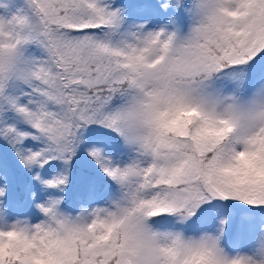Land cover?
<instances>
[{
    "label": "snow or ice",
    "instance_id": "obj_1",
    "mask_svg": "<svg viewBox=\"0 0 264 264\" xmlns=\"http://www.w3.org/2000/svg\"><path fill=\"white\" fill-rule=\"evenodd\" d=\"M0 148V264H264V0H7Z\"/></svg>",
    "mask_w": 264,
    "mask_h": 264
},
{
    "label": "trees",
    "instance_id": "obj_2",
    "mask_svg": "<svg viewBox=\"0 0 264 264\" xmlns=\"http://www.w3.org/2000/svg\"><path fill=\"white\" fill-rule=\"evenodd\" d=\"M0 158H2L6 163H8L13 168L14 173V180L10 185L8 190V200L6 201V212L0 213V228H5L8 226L10 220L14 215L20 214L23 211V208L28 207L31 205L29 200V193L26 191V185L30 182V177L27 173L24 172L20 167L15 165L12 161V158L6 148H0ZM51 170L46 173L45 175H51ZM34 188L37 189L39 192L38 186L33 182L32 185ZM234 211L236 213L237 218L241 215L249 214L250 210L239 203H225L221 206V214L228 218L229 213ZM253 223L257 225L256 229L252 231L247 237L245 241H236L229 238L225 241V247L227 250L231 252L240 251V247L244 246L245 244L248 245L246 242L250 238L251 240L256 239L259 235V227L258 225L264 223V213H254ZM256 237V238H253ZM253 245V244H252Z\"/></svg>",
    "mask_w": 264,
    "mask_h": 264
},
{
    "label": "rangeland",
    "instance_id": "obj_3",
    "mask_svg": "<svg viewBox=\"0 0 264 264\" xmlns=\"http://www.w3.org/2000/svg\"><path fill=\"white\" fill-rule=\"evenodd\" d=\"M3 3H7V0H0V4H3ZM8 194V192L6 193V195ZM20 218V219H23V218H25V217H30V219H31V222H33V223H35L36 222V220H37V214H36V212H35V210H34V208L32 207V205H29L28 207H24L23 208V211L20 213V214H16V215H14V217H12V219L10 220V222H9V224L11 223V222H13V218ZM8 224V225H9ZM6 228V227H5ZM253 238H256V237H253ZM256 240H257V238L256 239H253V240H251L250 238L247 240V244L248 245H244V246H242V247H240V251H247L248 250V247L249 246H251L252 244H254L255 242H256ZM239 250V249H238Z\"/></svg>",
    "mask_w": 264,
    "mask_h": 264
},
{
    "label": "clouds",
    "instance_id": "obj_4",
    "mask_svg": "<svg viewBox=\"0 0 264 264\" xmlns=\"http://www.w3.org/2000/svg\"><path fill=\"white\" fill-rule=\"evenodd\" d=\"M11 223H13V222H11ZM262 235H264V234H262ZM193 239L198 241V240H199V237H194ZM257 247H260V244H259V243L257 244ZM239 255H248V254L241 253V254H239ZM192 264H206V262H205L203 259L196 258V259L192 262Z\"/></svg>",
    "mask_w": 264,
    "mask_h": 264
}]
</instances>
